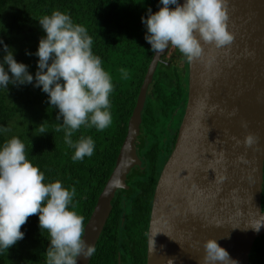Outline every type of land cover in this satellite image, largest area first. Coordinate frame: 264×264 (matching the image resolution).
Masks as SVG:
<instances>
[{
	"label": "water",
	"instance_id": "obj_1",
	"mask_svg": "<svg viewBox=\"0 0 264 264\" xmlns=\"http://www.w3.org/2000/svg\"><path fill=\"white\" fill-rule=\"evenodd\" d=\"M226 4L232 44L204 45L203 58L189 62L185 115L155 190L147 264H201L209 238L237 264H250L254 242L264 234V227H247L264 213V0ZM170 48L153 53L114 170L85 225L83 239L94 246L116 191L129 188L126 176L142 163L134 145L141 112ZM249 133L256 142L246 147ZM89 259L78 257L77 264Z\"/></svg>",
	"mask_w": 264,
	"mask_h": 264
},
{
	"label": "trees",
	"instance_id": "obj_2",
	"mask_svg": "<svg viewBox=\"0 0 264 264\" xmlns=\"http://www.w3.org/2000/svg\"><path fill=\"white\" fill-rule=\"evenodd\" d=\"M162 6L160 0H0V60L4 54L3 45H8L13 51L14 59L27 65L28 72L34 78L31 84H9L7 90L0 87V128H10L7 133L0 132V146L12 137L19 138L25 144L26 158L44 173V183L58 180L65 188L71 189L74 186L75 208L70 206L69 210L84 217V227L113 172L154 53L145 40L147 29L141 18L147 17L149 9L155 13ZM169 7L174 8L175 5ZM54 10L69 14L74 23L86 27L93 39L92 51L101 58L102 67L111 75L114 84V90L110 94L112 124L103 131L81 127L73 135V140L84 135L91 136L95 142L93 156L85 157L79 162L72 161L74 150L64 143V132L55 131L63 122L62 118L59 121L56 119L59 109L50 106L47 93L34 86L39 59L35 52L40 38L46 35L38 20L44 15H51ZM171 66L159 64L152 91L158 93L168 90L160 84L159 77L162 73L170 79V83L171 78L178 85L183 81L180 68L175 64ZM121 68L128 70L127 79L122 78L119 71ZM5 69L7 70V65ZM9 75L11 76L10 72ZM172 87L169 85V90L173 91ZM42 123L48 132L39 135L38 126ZM158 148L156 145L157 150ZM133 188L134 186L129 191L123 190L128 195L127 213L137 209L131 215L132 220L123 211L115 210L116 208L111 210L113 217L106 220L89 264H117L116 250L108 253V242H112L114 238L118 242L117 237L123 232L122 226L126 221L127 224L130 222L128 228L140 230L137 239L140 253L146 258L145 260L143 257L144 262L141 264L147 263L148 205L143 200H132ZM262 209L264 211V184ZM20 230L24 233L23 239L7 251L0 250V264H45V252L50 241L47 239V231L42 233L39 228L38 214L30 216ZM125 235L123 232L122 236ZM100 253L103 254L97 257ZM127 260L122 264H132L129 263L130 259ZM250 264H264V234L254 242Z\"/></svg>",
	"mask_w": 264,
	"mask_h": 264
},
{
	"label": "clouds",
	"instance_id": "obj_3",
	"mask_svg": "<svg viewBox=\"0 0 264 264\" xmlns=\"http://www.w3.org/2000/svg\"><path fill=\"white\" fill-rule=\"evenodd\" d=\"M160 3L163 6L157 12L149 9L147 17L141 18L147 29L145 40L152 52H163L171 45L192 62L203 58L204 45L219 49L232 44L234 36L227 30L226 0H186L183 4L178 0H160ZM38 21L46 35L40 38L35 52L39 59L34 86L47 93L50 106L59 109L56 119L62 118L63 122L55 131L64 132V143L74 150L71 159L79 162L93 156L95 142L84 135L73 140L74 133L81 127L103 131L113 122L112 77L102 67L101 58L93 53V39L86 27L74 23L69 14L54 10ZM2 51L0 87L7 90L9 84L33 83L28 66L14 59L12 49L3 45ZM119 71L122 78H128L127 69ZM9 131L8 127L0 128V132ZM38 132L39 135L48 132L44 123L38 126ZM255 142L251 133L243 140L246 147ZM44 181V173L26 158L25 144L19 138L12 137L0 146V250L7 251L23 239L22 225L38 214L39 228L42 233L47 231L50 241L45 264H77L78 257H91L96 249L83 239L84 217L69 210L70 206L75 208L76 188H65L58 180ZM247 227L259 232L264 227V213ZM202 247L201 264H237L214 238L205 240Z\"/></svg>",
	"mask_w": 264,
	"mask_h": 264
},
{
	"label": "flooded vegetation",
	"instance_id": "obj_4",
	"mask_svg": "<svg viewBox=\"0 0 264 264\" xmlns=\"http://www.w3.org/2000/svg\"><path fill=\"white\" fill-rule=\"evenodd\" d=\"M163 59L167 61L168 64H159H165L168 67H172L171 65L175 64L178 68H180V77L183 79V81H181L178 85L176 80L174 78H171L170 83V79H168L162 73L159 77L160 84L164 89L168 90L166 92L158 91V93L152 91V83L154 81V76H156L157 74L156 71L159 64L157 65L155 71L156 74L154 73L153 80L148 87L145 104L141 112L139 130L134 142L137 153L142 163L140 165L134 166L131 169L130 173L126 176V184L127 186H129V188L118 189L112 200V209L116 208L115 210L123 211L124 215H127L131 220V215L135 213L137 209H132V213L131 211L127 213L128 195L126 196L123 190L129 191L134 186V194L132 200H134V202L143 200L144 203L148 205L147 259L149 248V232L151 225L150 223L156 186L161 176V172L176 145L181 123L183 121L187 107L189 91V61L176 48L172 46L169 52L163 56ZM187 75L188 77L186 78ZM169 85L173 86V91L169 90ZM156 145H158L159 150L156 149ZM152 146H155V148H153ZM147 147L148 150H146ZM110 216L113 217L111 213L109 217ZM124 221L125 217L123 219V223ZM112 222H114V220H112ZM128 224H130L129 221ZM128 224L126 221V224L122 226L123 232L126 233L125 236H122V232L120 234L121 237L120 235L117 237V243L115 242V238L112 240V242L114 241L113 243L111 241L108 242V253L116 250L115 253L117 254V264H122L123 261L127 262V259H130L129 263L141 264L142 262H144L143 260L145 257L143 255V258L142 254L140 253V243L137 239V236L140 234V230L135 227L128 228ZM135 242H137V244H135ZM113 246H115V248ZM102 254L103 253H100L96 256L98 257ZM91 258L92 256L90 257L88 264L90 263Z\"/></svg>",
	"mask_w": 264,
	"mask_h": 264
}]
</instances>
